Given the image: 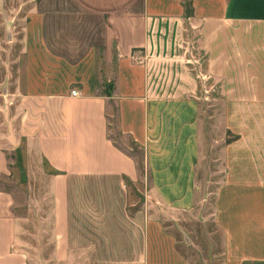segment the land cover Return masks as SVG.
<instances>
[{
    "label": "crops",
    "instance_id": "obj_1",
    "mask_svg": "<svg viewBox=\"0 0 264 264\" xmlns=\"http://www.w3.org/2000/svg\"><path fill=\"white\" fill-rule=\"evenodd\" d=\"M42 2V35H23V76L7 92L8 106L0 103V179L13 174L9 150L23 142L49 164L53 259L154 264L155 216L132 208L126 185L139 179L138 163L112 132L145 152L151 196L173 211L190 209L201 144L193 67L200 49L223 81L225 127L235 135L224 148L213 213L224 261L264 264V0ZM104 82L113 84L111 95ZM13 105L16 123L6 112ZM15 206L0 187V264H29Z\"/></svg>",
    "mask_w": 264,
    "mask_h": 264
},
{
    "label": "rangeland",
    "instance_id": "obj_2",
    "mask_svg": "<svg viewBox=\"0 0 264 264\" xmlns=\"http://www.w3.org/2000/svg\"><path fill=\"white\" fill-rule=\"evenodd\" d=\"M43 0H0V103L11 102L7 92L13 81L23 76L24 59L21 39L23 35H42V23L36 14ZM73 28V25H65ZM77 26V25H76ZM94 33L101 34V25H92ZM59 30V25L56 27ZM52 32L54 28L51 29ZM14 37H13V36ZM197 35V34H192ZM196 40L197 36H193ZM192 37V38H193ZM194 62L199 79L198 98L201 112L200 157L196 167V199L190 209L173 211L151 196L153 184L145 152L129 138L113 130L112 135L130 148L139 168V179L127 182L132 208L145 206L151 212V261L157 258L163 264H225L223 235L213 213L218 186L225 177L224 148L235 138L225 127V90L223 81L207 70L206 56L200 49ZM196 64V66H195ZM197 65H201L197 68ZM103 92H113V84L104 82ZM3 99V100H2ZM6 112L16 117V106ZM2 110H0L1 112ZM4 118L0 115V126ZM16 127V124L14 125ZM5 131V128L3 129ZM11 147L9 159L13 174L0 179V187L13 193L15 210L23 217L21 237L23 247L29 251V264H64L53 259L54 221L53 185L49 164L27 151L25 143ZM161 263V262H160ZM66 264V263H65ZM73 264V263H70Z\"/></svg>",
    "mask_w": 264,
    "mask_h": 264
},
{
    "label": "built area",
    "instance_id": "obj_3",
    "mask_svg": "<svg viewBox=\"0 0 264 264\" xmlns=\"http://www.w3.org/2000/svg\"><path fill=\"white\" fill-rule=\"evenodd\" d=\"M72 94L76 96V95H78V94H79V92H78V90H77V89H73V90H72Z\"/></svg>",
    "mask_w": 264,
    "mask_h": 264
}]
</instances>
